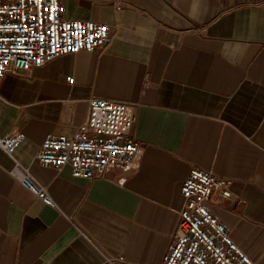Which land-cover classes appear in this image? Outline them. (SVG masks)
I'll use <instances>...</instances> for the list:
<instances>
[{"label":"crops","instance_id":"crops-1","mask_svg":"<svg viewBox=\"0 0 264 264\" xmlns=\"http://www.w3.org/2000/svg\"><path fill=\"white\" fill-rule=\"evenodd\" d=\"M63 16L110 26L107 44L58 56L0 86V134L19 129L14 158L47 187L44 205L0 150V264H161L191 167L230 181L237 201L211 212L264 264V0H63ZM68 78H71L69 81ZM131 105L143 147L133 176L74 178L34 155L71 136L89 100Z\"/></svg>","mask_w":264,"mask_h":264},{"label":"built area","instance_id":"built-area-1","mask_svg":"<svg viewBox=\"0 0 264 264\" xmlns=\"http://www.w3.org/2000/svg\"><path fill=\"white\" fill-rule=\"evenodd\" d=\"M63 0H0V86L8 74L30 76L58 56L105 46L110 26L63 16ZM116 9L120 0H111ZM70 81L71 78H68ZM90 117L71 136H46L34 155L42 166H68L72 177L104 178L115 170L118 183L140 168L144 149L129 134L136 121L131 105L108 98L89 100ZM24 139L19 129L0 134V150L13 162L10 174L44 205L55 207L48 189L14 158ZM182 206L161 264H254L232 240L210 206L237 201L230 181L193 166L180 186Z\"/></svg>","mask_w":264,"mask_h":264}]
</instances>
